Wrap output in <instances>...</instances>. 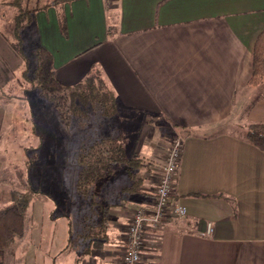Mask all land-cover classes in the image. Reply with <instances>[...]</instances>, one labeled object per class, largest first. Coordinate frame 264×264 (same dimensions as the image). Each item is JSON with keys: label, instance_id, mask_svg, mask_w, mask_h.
Returning a JSON list of instances; mask_svg holds the SVG:
<instances>
[{"label": "crops", "instance_id": "crops-1", "mask_svg": "<svg viewBox=\"0 0 264 264\" xmlns=\"http://www.w3.org/2000/svg\"><path fill=\"white\" fill-rule=\"evenodd\" d=\"M14 13L0 5V137L6 105H14L5 94L19 87L25 67L12 45ZM262 29L264 0H67L34 14L21 39L32 36L30 46L52 54L54 75L64 85L101 72L119 116L147 124L140 145L127 154L155 164L144 194L121 195L110 211L108 241L79 264H122L129 219L139 206L151 209L176 133L184 144L170 203L187 213L159 227L146 224L143 264H264V151L242 137L249 124L264 122V89L248 84ZM3 169L0 158V175ZM27 219L23 264H53L56 256L54 264H62L54 245L60 219L45 218L53 232L46 247L33 239L39 226L30 212Z\"/></svg>", "mask_w": 264, "mask_h": 264}, {"label": "trees", "instance_id": "trees-1", "mask_svg": "<svg viewBox=\"0 0 264 264\" xmlns=\"http://www.w3.org/2000/svg\"><path fill=\"white\" fill-rule=\"evenodd\" d=\"M65 1L0 0V5L15 9L11 23L12 45L23 59L22 77L23 81L28 79L27 89L52 103L65 125L82 128L91 118L104 117L105 120L120 115L117 97L101 72L91 71L80 82L64 85L54 75L53 57L46 48L35 47L31 54L33 68L21 48V31L32 23L34 14ZM59 28L67 36L66 19L61 14ZM259 32L252 50V75L248 84L264 89V29ZM30 71L29 78L27 73ZM16 121L14 114L13 124ZM242 137L264 151V122L249 124ZM124 145L121 135L104 128V133L83 137L70 155L67 187L73 189L75 216L74 220L67 219V238L60 250V258L74 252L79 264L89 257L101 242L108 241L110 211L121 204V195L144 194L146 174L155 168V164L138 154L128 155ZM35 192L36 189L25 186L24 190L12 192L9 204L0 205V264H23L22 254L28 245L21 242L26 237L27 212Z\"/></svg>", "mask_w": 264, "mask_h": 264}, {"label": "rangeland", "instance_id": "rangeland-1", "mask_svg": "<svg viewBox=\"0 0 264 264\" xmlns=\"http://www.w3.org/2000/svg\"><path fill=\"white\" fill-rule=\"evenodd\" d=\"M9 30L11 32V28ZM24 41L25 54L30 58V66L33 68L31 54L35 47L30 45L34 38L31 36L30 40L26 38ZM24 41L22 40V44ZM27 75L30 78L31 71ZM25 81L21 75L16 91L4 93L14 105H6V117L0 137V158L4 165L0 175V184H3L0 187V203H7L8 198L12 199V190L21 191L25 186L36 189L28 211L39 226L35 229L33 239L39 247L48 246L53 232L45 218L50 216L60 219L55 231L58 238L54 240V245L59 250L66 242L67 219L74 220L75 216L73 189L67 187V181L70 155L78 143L91 133H104L105 128L121 135L129 152L140 145L141 133L147 124L116 116L105 120L104 117L91 118L82 128L73 124L65 125L57 116L52 103L37 96L36 92L29 91L28 81ZM14 114L17 117L15 124L12 122ZM150 125L153 127V122ZM232 130L240 134L236 128L233 127ZM61 259L62 264H75L72 252L61 256Z\"/></svg>", "mask_w": 264, "mask_h": 264}, {"label": "built area", "instance_id": "built-area-1", "mask_svg": "<svg viewBox=\"0 0 264 264\" xmlns=\"http://www.w3.org/2000/svg\"><path fill=\"white\" fill-rule=\"evenodd\" d=\"M183 136L176 133L170 142L161 174L154 190V201L151 209L137 207L129 219L128 228L125 231V247L121 257L122 264H143L142 251L144 242V230L146 224L159 227L167 218H183L186 216V208L182 205L170 203V196L175 187L178 165L183 151ZM211 225L208 224L204 235L211 234Z\"/></svg>", "mask_w": 264, "mask_h": 264}]
</instances>
